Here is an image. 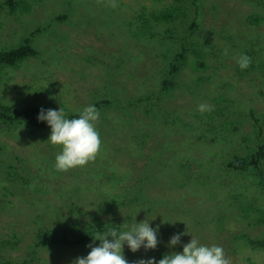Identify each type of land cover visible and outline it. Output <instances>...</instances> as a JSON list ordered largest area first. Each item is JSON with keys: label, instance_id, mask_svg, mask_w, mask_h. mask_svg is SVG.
<instances>
[{"label": "rangeland", "instance_id": "obj_1", "mask_svg": "<svg viewBox=\"0 0 264 264\" xmlns=\"http://www.w3.org/2000/svg\"><path fill=\"white\" fill-rule=\"evenodd\" d=\"M16 1L13 13L0 0V50L29 39L40 56L1 70L0 258L70 264L91 238L39 246L42 237L104 231L136 215L160 226L161 242L124 247L130 264L181 251L191 237L221 247L229 264H264V249L247 243L264 238V161L260 173L228 167L264 145V0ZM166 11L175 20L156 23ZM184 49L188 62L170 76ZM88 104L100 113V150L56 171L50 130L29 127L22 111L61 107L71 118ZM174 233L186 235L169 249Z\"/></svg>", "mask_w": 264, "mask_h": 264}, {"label": "clouds", "instance_id": "obj_2", "mask_svg": "<svg viewBox=\"0 0 264 264\" xmlns=\"http://www.w3.org/2000/svg\"><path fill=\"white\" fill-rule=\"evenodd\" d=\"M240 70L247 69L250 58L241 54L236 59ZM198 111H206L205 105H198ZM99 111L93 104H88L69 118L66 110L41 108L37 114V121L44 122L49 128L47 142L59 146L55 156L54 169L65 172L72 168L83 167L91 162L101 147L99 132L95 122L99 119ZM137 214V213H136ZM134 216L131 223H122L118 227L109 225L104 231H97L91 236L92 243L86 245L90 249L87 255L74 258L70 264H130L124 257L123 249L136 253L143 249L145 252L155 250L158 243L159 225L150 226L144 219L139 222ZM185 233H174L167 241L169 249L181 243V236ZM99 241L98 244H95ZM95 244V246H93ZM132 264H229L223 249L217 245H204L192 238L182 245L181 251L162 253L159 259L155 257L139 258Z\"/></svg>", "mask_w": 264, "mask_h": 264}, {"label": "trees", "instance_id": "obj_3", "mask_svg": "<svg viewBox=\"0 0 264 264\" xmlns=\"http://www.w3.org/2000/svg\"><path fill=\"white\" fill-rule=\"evenodd\" d=\"M162 1V0H157ZM176 2H188L191 0H174ZM5 7L10 9V12L16 13L20 7V4L16 0H5ZM175 14L170 11L158 13L154 16V21L156 23H170L175 20ZM252 22H260V19L252 20ZM187 49H184L181 53L177 54L174 57V60L170 64V76L176 75L179 70L184 66L187 62ZM198 55L200 54L197 51ZM40 56V52L37 51L32 45L29 39H26L24 43L16 48L10 50H0V80H1V70L4 68H17L19 64L23 63L28 59L35 58L37 59ZM204 67L202 63L200 65H196V68ZM0 108L5 110L3 106L0 105ZM38 108H27L22 111L23 121L29 126L33 128H41V129H49L48 126L44 122L37 121ZM5 117V114L2 115ZM73 116H71L72 118ZM264 161V145L259 146L257 150L251 152L247 156H236L232 162L228 164V167L237 172H250L254 171L260 173L261 165ZM262 177V175H260ZM262 185L264 186V181L261 179ZM97 231L93 229L84 228V230H80L76 234L71 236L65 235L61 239L51 240V237H42L41 245L39 246H50L55 243H60L58 245L64 246H76V245H85L88 243L89 239L92 235L96 234ZM91 235V236H90ZM247 243L249 246L256 249H264V238L263 239H251L247 238ZM0 264H13L11 262H5L2 258H0ZM26 264H33L32 261H28Z\"/></svg>", "mask_w": 264, "mask_h": 264}]
</instances>
